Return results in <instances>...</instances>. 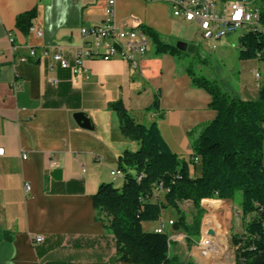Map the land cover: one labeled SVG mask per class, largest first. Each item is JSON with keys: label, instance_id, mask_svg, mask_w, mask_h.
<instances>
[{"label": "crops", "instance_id": "0c3cea01", "mask_svg": "<svg viewBox=\"0 0 264 264\" xmlns=\"http://www.w3.org/2000/svg\"><path fill=\"white\" fill-rule=\"evenodd\" d=\"M107 1L0 0V146L6 149L0 159V264H132L115 259L114 235L93 206L102 182L122 185L123 178L111 174L119 155L138 148L122 134L109 103L121 99L139 122L156 121L171 150L187 162L192 141L216 116L211 95L192 84L188 69L174 55L156 56L151 47L138 68L120 58L87 59L86 72L76 77L57 65L51 69V58L22 59L30 47L51 46L72 59L81 27L101 23ZM33 8L34 30L24 33L16 18ZM116 18L146 25L165 42L177 24L188 22L168 4L150 0H116ZM261 76L255 86H243L239 97L256 99ZM156 95L161 115L150 109ZM77 112L86 114L92 128L77 123ZM38 234L44 236L41 243L32 239Z\"/></svg>", "mask_w": 264, "mask_h": 264}, {"label": "trees", "instance_id": "16d2710c", "mask_svg": "<svg viewBox=\"0 0 264 264\" xmlns=\"http://www.w3.org/2000/svg\"><path fill=\"white\" fill-rule=\"evenodd\" d=\"M260 7L264 28V0ZM36 16V8L20 13L16 27L28 33ZM141 27L150 37L156 56L182 53L156 30L143 24ZM239 42L240 58L264 61L262 29L242 33ZM188 71L192 84L211 95L210 106L216 111L214 119L204 124L192 141L190 161L171 150L156 121L141 123L121 99L110 102L109 108L116 113L122 134L136 141L138 148L125 149L119 155L123 183L117 186L114 182H102L92 196L94 209L98 217L105 216V230L114 235L117 261L197 264L184 261L173 252L168 233L144 230L143 223L160 221L163 209L175 207L180 215L172 228L184 230L191 243L200 235L205 212L202 202L209 200L216 207L218 203L211 200L229 201L236 190H241L243 230L232 235L236 264H264V82L256 99L230 97L215 82ZM150 109L161 115L158 95ZM197 164H201L199 175L195 173ZM186 201L192 202L197 211L192 223L181 208Z\"/></svg>", "mask_w": 264, "mask_h": 264}, {"label": "built area", "instance_id": "2783aa9c", "mask_svg": "<svg viewBox=\"0 0 264 264\" xmlns=\"http://www.w3.org/2000/svg\"><path fill=\"white\" fill-rule=\"evenodd\" d=\"M164 2L172 8L173 14L188 22H195L199 29L198 37L207 40H217L233 33H244L250 30L264 28L261 24V5L256 3L262 0H155ZM34 30V27H31ZM38 36L43 35L41 29H37ZM81 43L76 48L74 56L70 59L60 47H30L27 55L22 56L25 61L45 62L52 59L49 65L53 69L57 65L61 69L70 71L73 77L81 72H86L85 61L87 59L112 60L120 58L134 68L139 67L141 57L146 54L152 42L148 34L143 30L141 24L131 23L128 19L116 18V0H108L105 7V18L101 23L93 26H82L80 29ZM12 47L15 48V38L8 34ZM86 74V78H88ZM256 77L260 73L256 72ZM53 84H58V78H49ZM19 89V84L15 85ZM6 153V149L0 146V159ZM26 154L23 158H26ZM196 162L199 159L196 158ZM111 174L115 177H123L120 169H113ZM141 177H138L140 180ZM161 187V185H160ZM25 191L29 193L30 185L25 183ZM158 192V191H157ZM173 220L161 219L155 231L168 233L169 239L176 240L172 230ZM35 243H41L44 236L38 234L32 237ZM211 240L203 236L199 243V250L203 256H208Z\"/></svg>", "mask_w": 264, "mask_h": 264}, {"label": "rangeland", "instance_id": "374dc122", "mask_svg": "<svg viewBox=\"0 0 264 264\" xmlns=\"http://www.w3.org/2000/svg\"><path fill=\"white\" fill-rule=\"evenodd\" d=\"M256 4L260 6L261 2ZM198 29L199 26L195 22L179 23L173 34L166 37L167 42L174 45L178 41H185L195 46L193 51L182 52L175 56L179 66L191 69L197 77H206L215 82L230 97H239L243 86H255L258 79L256 72L264 78V61L257 58H240V33H233L213 41L198 37ZM150 47V50H154L153 44H150ZM241 200V190H236L235 196L229 201L211 200L218 203L216 207L209 200H204L202 205L205 212L201 217L200 235L189 243L184 230L173 231L177 237L172 241V250H176L184 261L193 260L197 264H236L232 235L243 230V215L239 208ZM181 208L188 214V222L192 223L197 212L192 202L181 203ZM179 215V211L172 206L162 211V218L167 221L169 218L177 221ZM157 223L158 221H146L143 223V228L151 230ZM207 230L212 234L208 235ZM203 236L211 240L208 256H203L198 248Z\"/></svg>", "mask_w": 264, "mask_h": 264}, {"label": "water", "instance_id": "95a60500", "mask_svg": "<svg viewBox=\"0 0 264 264\" xmlns=\"http://www.w3.org/2000/svg\"><path fill=\"white\" fill-rule=\"evenodd\" d=\"M175 46L182 52L193 51L195 48L193 44H189L185 41H178ZM74 118L81 127L88 129L92 128L90 119L86 116L85 113L77 112L75 113ZM207 234L211 235L212 232L210 230H207Z\"/></svg>", "mask_w": 264, "mask_h": 264}]
</instances>
